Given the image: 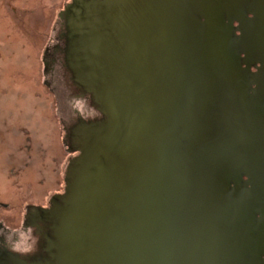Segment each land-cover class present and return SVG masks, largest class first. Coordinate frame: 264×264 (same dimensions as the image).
<instances>
[{"label": "water", "instance_id": "1", "mask_svg": "<svg viewBox=\"0 0 264 264\" xmlns=\"http://www.w3.org/2000/svg\"><path fill=\"white\" fill-rule=\"evenodd\" d=\"M246 4L68 5L72 73L54 66L79 154L51 210L55 252L28 262L0 249V264H247L259 226L235 179L259 164L258 96L245 92L264 89V60L252 72L243 54L259 60L264 44ZM58 12L42 23L49 46Z\"/></svg>", "mask_w": 264, "mask_h": 264}, {"label": "rangeland", "instance_id": "2", "mask_svg": "<svg viewBox=\"0 0 264 264\" xmlns=\"http://www.w3.org/2000/svg\"><path fill=\"white\" fill-rule=\"evenodd\" d=\"M58 3L25 0L19 27L1 17L0 223L11 243L17 237L11 249L20 253L32 247L27 206L46 205L64 191L68 163L79 153L71 149L73 126L55 66L43 60L49 45L42 23Z\"/></svg>", "mask_w": 264, "mask_h": 264}, {"label": "flooded vegetation", "instance_id": "3", "mask_svg": "<svg viewBox=\"0 0 264 264\" xmlns=\"http://www.w3.org/2000/svg\"><path fill=\"white\" fill-rule=\"evenodd\" d=\"M52 2V4H56L59 2V12L58 17H63L65 20V27H56L54 41L50 46L46 48L44 54V61L47 65L53 64L55 66L61 67L64 70L72 71L69 68V53H70V42H69V33H68V5L73 2V0H48ZM248 4H246L245 11L248 12L246 20H251L254 17L253 10H257L260 14H263V20L261 21V27L259 28L260 32V40L261 43L264 44V0H257L256 5L254 4V0H247ZM25 0H0V27L3 26V21L1 17H4V14L7 15L11 20L12 25H16L17 27L23 25V17L25 13L24 9ZM55 5V6H56ZM54 6V7H55ZM56 8V7H55ZM58 8V6H57ZM9 9V10H8ZM11 14V15H9ZM237 16H232L231 19H234ZM226 22H229L227 19ZM241 24L237 19H234L232 29L236 28V34H241V31L237 28ZM245 62L250 63L251 71L258 72L260 68L263 67L262 61L264 60V52L259 60H254L246 57ZM256 62V64H255ZM246 66V63L243 64ZM63 70V71H64ZM65 73V72H64ZM252 87H256V84H253ZM83 92V90H82ZM246 95L250 97L257 94V104L259 109L258 114V122H257V131H256V141L258 144L257 152L259 164L257 170L253 171L251 169H245L246 173L243 174V179L238 180L235 179L237 183L242 184L243 191L248 194H252L253 197L249 202H246V205L254 210L255 217L252 219L254 223L258 224L259 234L255 239L251 242H248L245 245V253L246 263L247 264H264V89L254 91L253 89H249L246 92ZM79 153H77L78 155ZM67 171V169H66ZM250 174H256V179H250L248 176ZM66 178H65V188L61 193H55L49 198V202L46 205L43 204H30L27 206V211L25 213L24 219V231L26 230V238L27 242L32 246L31 249H28L26 253L15 252L11 249L14 241L11 243L7 236L2 233V224L0 223V249L1 251L4 249H8L13 252L20 258L33 262L36 260L50 261L52 260V254L55 252L53 248V243L56 241V227L59 223V220L56 215L52 213V208L60 203L61 198L58 195L63 194L66 189ZM231 188H236V183L231 181ZM255 191V188H257ZM250 199V198H249ZM25 233V232H24Z\"/></svg>", "mask_w": 264, "mask_h": 264}]
</instances>
